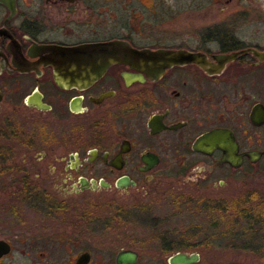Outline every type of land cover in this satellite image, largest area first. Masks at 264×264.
I'll list each match as a JSON object with an SVG mask.
<instances>
[{
	"label": "flooded vegetation",
	"instance_id": "1",
	"mask_svg": "<svg viewBox=\"0 0 264 264\" xmlns=\"http://www.w3.org/2000/svg\"><path fill=\"white\" fill-rule=\"evenodd\" d=\"M262 164L264 0H0V264H264Z\"/></svg>",
	"mask_w": 264,
	"mask_h": 264
},
{
	"label": "rangeland",
	"instance_id": "2",
	"mask_svg": "<svg viewBox=\"0 0 264 264\" xmlns=\"http://www.w3.org/2000/svg\"><path fill=\"white\" fill-rule=\"evenodd\" d=\"M228 189L232 190L233 193L237 191L240 193V197H242L243 211H245L244 214H246V212H249V214L256 216L258 220L262 221V225H260L261 227L255 225V227L259 229L254 232L261 238H264V164L244 166L241 174L239 173L238 178H229ZM236 211L237 209H231L228 212V226H232V223L230 222L237 221L238 225L236 226V228L238 227V229L236 231L238 233H243V230L251 225V223L248 222L251 221V219L248 220L243 218L241 216L242 212L238 211L239 213H237ZM236 217L239 220H237ZM255 219L256 218H254V220ZM195 221H199V219H195ZM228 231L231 230L228 229ZM263 246L264 245H262L261 243L256 242L250 245L237 243L235 245L229 244V247L231 248L225 249L227 250V252H234L235 254L247 253L252 255L255 254V252H261Z\"/></svg>",
	"mask_w": 264,
	"mask_h": 264
}]
</instances>
